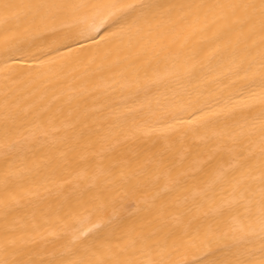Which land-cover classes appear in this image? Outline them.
<instances>
[{"label":"bare ground","instance_id":"6f19581e","mask_svg":"<svg viewBox=\"0 0 264 264\" xmlns=\"http://www.w3.org/2000/svg\"><path fill=\"white\" fill-rule=\"evenodd\" d=\"M262 75L264 0H0V264H264Z\"/></svg>","mask_w":264,"mask_h":264},{"label":"snow or ice","instance_id":"6c2138e0","mask_svg":"<svg viewBox=\"0 0 264 264\" xmlns=\"http://www.w3.org/2000/svg\"><path fill=\"white\" fill-rule=\"evenodd\" d=\"M110 7L115 9V11L110 12L108 16L101 21V24L109 23V27L117 30H123L126 27H131V25L135 22L134 18L136 17V13L142 11L146 5L127 4L118 6L113 4ZM260 84L261 87H264V75L261 76Z\"/></svg>","mask_w":264,"mask_h":264}]
</instances>
